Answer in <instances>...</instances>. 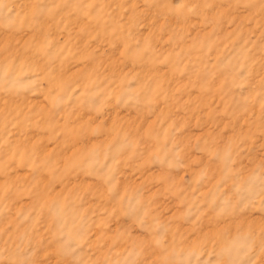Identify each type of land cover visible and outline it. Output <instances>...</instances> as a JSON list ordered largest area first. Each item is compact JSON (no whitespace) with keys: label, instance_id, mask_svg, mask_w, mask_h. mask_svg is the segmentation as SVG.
<instances>
[{"label":"clouds","instance_id":"obj_1","mask_svg":"<svg viewBox=\"0 0 264 264\" xmlns=\"http://www.w3.org/2000/svg\"><path fill=\"white\" fill-rule=\"evenodd\" d=\"M0 264H264V0H0Z\"/></svg>","mask_w":264,"mask_h":264},{"label":"rangeland","instance_id":"obj_2","mask_svg":"<svg viewBox=\"0 0 264 264\" xmlns=\"http://www.w3.org/2000/svg\"><path fill=\"white\" fill-rule=\"evenodd\" d=\"M35 103H42L41 101H35ZM81 147H83L82 145L81 146H79V147H77V148H74L73 149V152H76V151H79L80 150V148ZM53 149H52V146H50V145H45V147H44V151H46V152H49V151H52ZM65 159L67 160V161H71L72 160V153H66L65 154ZM170 201H160V206L162 207V208H167L169 205H170Z\"/></svg>","mask_w":264,"mask_h":264}]
</instances>
